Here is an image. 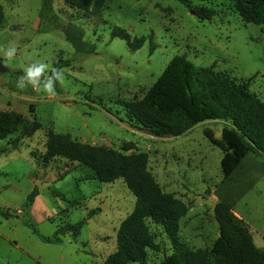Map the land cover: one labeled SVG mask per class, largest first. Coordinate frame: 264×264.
Returning <instances> with one entry per match:
<instances>
[{"label":"rangeland","instance_id":"374dc122","mask_svg":"<svg viewBox=\"0 0 264 264\" xmlns=\"http://www.w3.org/2000/svg\"><path fill=\"white\" fill-rule=\"evenodd\" d=\"M191 2L212 9L213 19L200 21L175 0H107L98 17L63 0H0L6 21L0 47L17 50L10 61L0 52L8 68L0 73V112L25 119L0 140V208L15 215L0 216V264H103L115 251L119 224L133 210L135 198L122 180H86L87 170L61 157L42 164L50 129L81 144L121 151L130 142L133 149L125 154L146 153L148 171L162 191L187 206L178 235L188 248L209 249L218 237L213 209L219 195H225L255 246L264 250L263 158L248 155L231 185L218 193L223 152L205 131L220 140L225 123L208 121L178 137H158L127 115L125 104L139 101L174 56H184L195 67L214 66L238 82L251 78L250 92L262 98L264 27L244 24L231 0ZM113 27L146 41L133 51L123 39L111 37ZM67 60L69 66L57 68L63 70L65 85L57 82L55 95L17 87L27 66L44 62L51 69ZM33 118L41 128L23 137ZM34 187L38 195L25 208ZM94 210L99 211L77 237L42 240ZM23 212L36 233L23 224ZM148 225L159 249L148 251L145 264H158L171 246L160 227Z\"/></svg>","mask_w":264,"mask_h":264},{"label":"trees","instance_id":"16d2710c","mask_svg":"<svg viewBox=\"0 0 264 264\" xmlns=\"http://www.w3.org/2000/svg\"><path fill=\"white\" fill-rule=\"evenodd\" d=\"M71 8L100 16L107 0H63ZM192 12L200 21H211L215 12L204 6H193L191 0H175ZM232 8L244 24L264 27V0H231ZM6 27L5 15L0 5V30ZM111 37L127 42L135 51L145 43V37L131 39L128 32L113 27ZM151 39V36L150 38ZM150 53L155 49L150 41ZM69 66V61L59 62L56 68ZM238 82L214 66L195 67L184 56H174L156 82L137 102L125 104L128 117L144 130L158 137H178L193 127L208 122L225 123L220 140L210 132L205 136L223 152L221 171L223 179L217 187L221 193L231 185L233 175L250 153L264 159V85L263 96L258 98L249 90L250 81ZM33 114V105H29ZM25 123L22 115L0 112V140L16 132ZM34 118L24 130L23 137L31 136L41 128ZM126 143L121 151L101 146H89L71 140L67 134H57L51 129L46 134V151L42 164L61 157L76 162L87 170L86 180L113 183L122 180L135 198L133 210L121 221L116 232L115 251L103 264H145L148 251H158L149 230L148 222L160 227L171 246V253L158 264H264V250L253 243L246 224L237 218L225 195H219L214 206V219L218 224V237L209 249H190L178 235V222L187 213V206L174 195L164 193L148 171L146 153L125 154L133 149ZM38 195L37 187L28 194L24 206L29 208ZM99 210L90 211L86 219L75 224L58 227L53 238H42L54 243L59 235L77 237L80 230ZM4 219L15 217L0 208ZM23 224L36 233L27 212L22 213Z\"/></svg>","mask_w":264,"mask_h":264},{"label":"clouds","instance_id":"9594fccd","mask_svg":"<svg viewBox=\"0 0 264 264\" xmlns=\"http://www.w3.org/2000/svg\"><path fill=\"white\" fill-rule=\"evenodd\" d=\"M16 48L0 47V52L10 61L16 55ZM50 72V74H49ZM59 82L61 86L65 85V77L62 69L51 68L44 62H36L24 69L23 75L17 79V87L25 89L31 87L33 90L43 92L49 96L55 95V85Z\"/></svg>","mask_w":264,"mask_h":264},{"label":"water","instance_id":"95a60500","mask_svg":"<svg viewBox=\"0 0 264 264\" xmlns=\"http://www.w3.org/2000/svg\"><path fill=\"white\" fill-rule=\"evenodd\" d=\"M6 72H8V68L7 67H5L3 64H2V62L0 61V73H6Z\"/></svg>","mask_w":264,"mask_h":264},{"label":"crops","instance_id":"0c3cea01","mask_svg":"<svg viewBox=\"0 0 264 264\" xmlns=\"http://www.w3.org/2000/svg\"><path fill=\"white\" fill-rule=\"evenodd\" d=\"M223 123H224V122H223ZM248 155H250V153H249ZM248 155H247V156H248ZM252 155H253V154H252ZM247 156H246V157H247ZM246 157H245V158H246ZM245 158H244V159H245ZM243 161H244V160H243ZM252 161H254V160H252ZM252 161H251V162H252ZM242 163H243V162H242Z\"/></svg>","mask_w":264,"mask_h":264}]
</instances>
